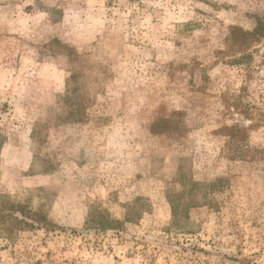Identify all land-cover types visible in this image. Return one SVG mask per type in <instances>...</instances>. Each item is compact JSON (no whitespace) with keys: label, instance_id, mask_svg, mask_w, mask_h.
<instances>
[{"label":"rangeland","instance_id":"374dc122","mask_svg":"<svg viewBox=\"0 0 264 264\" xmlns=\"http://www.w3.org/2000/svg\"><path fill=\"white\" fill-rule=\"evenodd\" d=\"M263 13L0 0V193L48 221L0 223V264H264V158H231L224 132L264 148V38L233 39Z\"/></svg>","mask_w":264,"mask_h":264},{"label":"trees","instance_id":"16d2710c","mask_svg":"<svg viewBox=\"0 0 264 264\" xmlns=\"http://www.w3.org/2000/svg\"><path fill=\"white\" fill-rule=\"evenodd\" d=\"M246 38L239 41L237 37H233L234 46L237 44L238 47L244 46L247 44V40H257L255 38H264V13L257 17V25L253 31L243 32ZM237 42V43H235ZM252 127V126H250ZM249 127L241 126V125H233L230 127H226L224 132L228 137L226 141V149L228 155L233 159H255V158H264V148H256L251 147L249 145ZM5 142V136L2 134L0 129V153L2 146ZM139 200V199H138ZM137 201V199H136ZM135 203V202H134ZM130 205L128 207V211L126 213L125 220L133 221L134 220V210L139 212L137 206ZM173 214H177V209L172 207ZM19 212V215L16 213ZM37 222L39 224H44V226L48 221L46 217H42L36 212H32L30 209L26 208V206H20L18 203L6 199L4 195L0 193V223L6 224V228L8 229H21L24 225L31 226ZM44 222V223H42ZM121 224V221L112 218L106 211L102 209H94L90 218L87 219L86 225H91L98 227L100 229H109L116 228Z\"/></svg>","mask_w":264,"mask_h":264}]
</instances>
